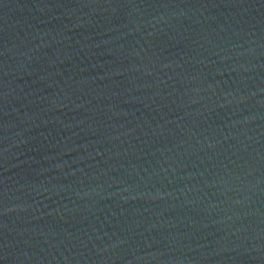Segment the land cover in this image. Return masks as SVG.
<instances>
[{"label":"water","instance_id":"1","mask_svg":"<svg viewBox=\"0 0 264 264\" xmlns=\"http://www.w3.org/2000/svg\"><path fill=\"white\" fill-rule=\"evenodd\" d=\"M0 264H264V0H0Z\"/></svg>","mask_w":264,"mask_h":264}]
</instances>
